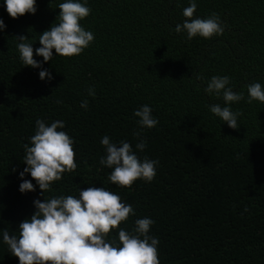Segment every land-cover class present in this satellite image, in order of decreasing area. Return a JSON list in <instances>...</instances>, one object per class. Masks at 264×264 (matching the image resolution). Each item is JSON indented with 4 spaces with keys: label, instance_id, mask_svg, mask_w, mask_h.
<instances>
[{
    "label": "trees",
    "instance_id": "trees-1",
    "mask_svg": "<svg viewBox=\"0 0 264 264\" xmlns=\"http://www.w3.org/2000/svg\"><path fill=\"white\" fill-rule=\"evenodd\" d=\"M61 2L37 0L35 14L18 18L0 3L7 25L0 30V230L19 235L38 196H78L94 185L134 207L119 227L132 231L137 218L155 221L150 234L159 238L160 264H264V102L249 103L247 89L264 85V0H197L194 16L216 13L225 30L192 39L174 30L190 19L183 15L190 0H87L91 12L80 23L95 39L77 55L53 49L43 63L53 79L41 80L40 69L20 59L17 37L28 36L43 61L35 55L38 38L59 22ZM213 75L230 76L233 90L244 93L231 105L241 113L238 129L209 110L225 104L222 95L204 91ZM144 104L159 123L137 137L134 110ZM37 119L66 122L78 165L45 195L38 185L19 191L24 145ZM104 135L130 142L141 159L158 160L155 178L123 187L111 182V169L100 164ZM141 139L147 141L142 151L135 148ZM25 178L36 183L30 173ZM0 264H19L2 235Z\"/></svg>",
    "mask_w": 264,
    "mask_h": 264
},
{
    "label": "clouds",
    "instance_id": "clouds-1",
    "mask_svg": "<svg viewBox=\"0 0 264 264\" xmlns=\"http://www.w3.org/2000/svg\"><path fill=\"white\" fill-rule=\"evenodd\" d=\"M12 18L26 13L35 14L37 0H0ZM59 22H53L50 28L39 35L40 46L35 48V55L42 56L43 61L34 56L33 43L26 35L17 37V48L24 66L40 69L41 80L53 79V74L43 67V63L57 55L72 56L82 53L95 37L91 30H86L80 21L87 17L91 8L87 0H63L58 5ZM197 0H190L183 9V23L175 25L177 33L186 32L187 38L196 36L211 38L223 34L225 28L216 13L207 18L194 16ZM7 25L0 17V30ZM200 78V77H198ZM248 102H264V85L259 81L250 83ZM204 91L223 97L224 105H209V110L220 117L229 127L238 129V111L232 110V103L244 99V93L236 92L230 86V76L213 75ZM95 97V88L88 89ZM88 99L81 101V107L87 109ZM138 117L139 130L133 134L140 137L145 128L158 125L159 120L153 115L150 105L144 104L134 110ZM35 134L24 145L23 161L26 166L19 172L21 182L19 191L26 193L36 191V186L45 195L52 189L53 182L60 180L63 174L75 170L74 138L65 130V121L54 120L50 125L43 119L36 120ZM105 155L100 157V164L111 169L108 179L119 186H131L137 179L151 182L156 176L158 160L145 157L141 159L126 140L113 141L108 135L101 138ZM147 141L139 140L136 149L143 150ZM30 173L35 179L25 178ZM35 211L19 224V235L10 234L8 229L0 230L2 240L7 244L12 255L19 258V264H160L158 256L159 238L150 234L155 221L151 217L135 220V227L128 231L119 227L129 215H135L134 207L123 201L118 193L105 187L94 185L79 190V195H59L41 200L39 196L33 201ZM118 228V240L109 239L112 229Z\"/></svg>",
    "mask_w": 264,
    "mask_h": 264
}]
</instances>
